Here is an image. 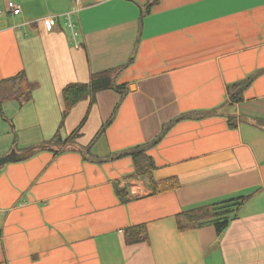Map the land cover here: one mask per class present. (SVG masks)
<instances>
[{
    "label": "crops",
    "instance_id": "crops-1",
    "mask_svg": "<svg viewBox=\"0 0 264 264\" xmlns=\"http://www.w3.org/2000/svg\"><path fill=\"white\" fill-rule=\"evenodd\" d=\"M76 0H0V80L25 72L32 100L0 105V158L46 146L58 132L70 84L134 63L118 83L78 103L60 130L65 139L86 119L77 143L94 157L148 143L179 116L210 111L227 100V86L264 69V0H80L79 45L65 30L49 31ZM22 7L13 16L9 3ZM224 114L176 123L149 150L154 180L179 187L153 194L135 176L132 158L86 161L78 152L37 150L0 169V264H264V73L245 100ZM128 189L121 203L115 186ZM251 196L224 234L212 226L180 231L177 216L202 206ZM146 225L149 243L127 246L124 231Z\"/></svg>",
    "mask_w": 264,
    "mask_h": 264
},
{
    "label": "trees",
    "instance_id": "trees-1",
    "mask_svg": "<svg viewBox=\"0 0 264 264\" xmlns=\"http://www.w3.org/2000/svg\"><path fill=\"white\" fill-rule=\"evenodd\" d=\"M159 2L160 0H148V2L142 7V10L140 11V28L143 26L144 17L149 15L152 9L159 4ZM140 37L141 35L135 42L132 55L124 65L93 74L90 82L87 84H70L64 88L62 92L64 111L59 126L60 130L64 126L67 117L78 103L86 99L94 100L100 92L114 91L118 94L119 101L111 117L103 124L96 141L103 137L107 129L113 124L121 104L129 94L128 86L125 84H119L118 80L122 73L134 63L138 46L141 41ZM263 73L264 69L259 70L244 80L228 85V100L219 108L210 111L191 112L179 116L175 120L164 124L158 136L152 141L111 154L107 158L94 157L91 146L82 147L78 145L77 141L81 137V131L86 119L65 139L61 136L60 130H58L53 138L46 143V149L53 152L55 156L68 152H78L82 155L84 160H94L96 162L114 161L130 157L134 163V175L148 176V183L153 194H160L177 189L179 187V183L175 178L159 181L151 178L150 174L154 169H156V165L154 160L148 154L149 150L156 147L166 137L173 126L180 121L203 120L213 116H225L226 114L222 112L223 108H230L236 104L242 103L245 100V92L247 89H249L255 80ZM33 92L34 85L30 82L24 71L15 77L0 80V105L9 102H17L19 105L26 104L32 100ZM226 116L229 120V126L231 128H236V116L231 114H227ZM115 193L121 203L125 204L129 201L128 196L130 192L128 189H121L118 185H116ZM250 197L251 196H243L183 212L177 216L178 229L180 231H188L212 226L219 235H222L228 229L230 223L238 218L239 212L245 206ZM124 241L127 246L149 243L147 226L136 225L125 229Z\"/></svg>",
    "mask_w": 264,
    "mask_h": 264
},
{
    "label": "built area",
    "instance_id": "built-area-1",
    "mask_svg": "<svg viewBox=\"0 0 264 264\" xmlns=\"http://www.w3.org/2000/svg\"><path fill=\"white\" fill-rule=\"evenodd\" d=\"M80 6V0L75 1V7L65 13L62 16H51L47 18L46 27L49 31L54 30H65L69 33L72 42L75 45H79V32L76 24V14L79 11L78 8ZM8 10L13 16H19L22 14V7L17 3H9Z\"/></svg>",
    "mask_w": 264,
    "mask_h": 264
},
{
    "label": "water",
    "instance_id": "water-1",
    "mask_svg": "<svg viewBox=\"0 0 264 264\" xmlns=\"http://www.w3.org/2000/svg\"><path fill=\"white\" fill-rule=\"evenodd\" d=\"M46 149V146H36L23 154H17L15 151H12L10 155L0 158V169L6 164L20 162L26 159H29L33 154L40 149Z\"/></svg>",
    "mask_w": 264,
    "mask_h": 264
}]
</instances>
